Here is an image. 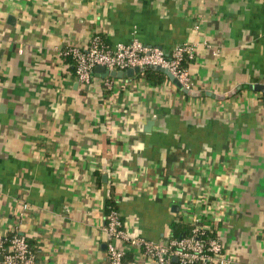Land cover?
<instances>
[{
    "label": "crops",
    "instance_id": "obj_1",
    "mask_svg": "<svg viewBox=\"0 0 264 264\" xmlns=\"http://www.w3.org/2000/svg\"><path fill=\"white\" fill-rule=\"evenodd\" d=\"M94 34L194 44L195 88L139 72L95 71L84 84L66 50ZM254 83H264V0H0V239L25 234L36 264H110L116 206L131 238L167 242L198 218L227 257L264 264ZM120 244L126 260L163 264Z\"/></svg>",
    "mask_w": 264,
    "mask_h": 264
},
{
    "label": "built area",
    "instance_id": "obj_2",
    "mask_svg": "<svg viewBox=\"0 0 264 264\" xmlns=\"http://www.w3.org/2000/svg\"><path fill=\"white\" fill-rule=\"evenodd\" d=\"M66 52L72 56L75 72L79 81L90 84L95 74V66L104 64L109 69L126 70L129 67H146L162 65L168 67L178 77L182 86L194 89L195 82L189 65L183 64L185 55L194 58L195 45L183 43L171 50L159 45L143 42L136 37L129 42H107L99 34H94L89 45L70 46ZM23 212L28 209V203L22 204ZM191 232L181 236H173L167 242H156L144 238H131L127 235L118 208H113L107 214L105 228L108 233V253L110 264H136L125 259V249L120 242L140 243L145 251L157 258L163 264L171 263L174 257L180 264L206 263L219 260L221 263L239 264L233 258L227 257L223 242L218 236L203 238L204 228L198 218L193 220ZM0 255L3 264H36V254L28 237L18 231L11 236L0 239Z\"/></svg>",
    "mask_w": 264,
    "mask_h": 264
},
{
    "label": "water",
    "instance_id": "obj_3",
    "mask_svg": "<svg viewBox=\"0 0 264 264\" xmlns=\"http://www.w3.org/2000/svg\"><path fill=\"white\" fill-rule=\"evenodd\" d=\"M150 67H154V68H158L160 70H163L164 72L167 73V75L179 86H182L181 81L178 79V77H176L172 71L166 67V66H162V65H156V66H150ZM143 70V68H141L140 66H134V67H129L126 70H116V69H109L108 67H106L104 64H97L95 66V71L100 73L103 77H107V76H114V77H132L135 75L136 72H141ZM251 87L258 89V90H262L264 93V83H254L251 85ZM187 89V88H186Z\"/></svg>",
    "mask_w": 264,
    "mask_h": 264
},
{
    "label": "trees",
    "instance_id": "obj_4",
    "mask_svg": "<svg viewBox=\"0 0 264 264\" xmlns=\"http://www.w3.org/2000/svg\"><path fill=\"white\" fill-rule=\"evenodd\" d=\"M105 41L109 42L107 39H105L104 37H102ZM192 59L189 58L188 55H185V58L183 60V64L185 65H189L190 61ZM140 75H143L147 80H150L154 83H159V82H162L164 81L165 79L169 78V76L167 75L166 72H164L163 70H160L158 68H154V67H146L144 70H142L141 72H139ZM111 204V203H110ZM113 208H117L116 206H111L109 211ZM108 211V213H109ZM192 228V226H191ZM191 228H188L186 233L185 234H188L191 232ZM203 238L206 240V239H209L211 237H214L215 236V230L211 227L209 228H204V233H203ZM178 236V235H176ZM174 259L171 260V264L174 263ZM178 264H180L178 262ZM195 264H204V263H201V262H198V263H195ZM205 264H208V263H205Z\"/></svg>",
    "mask_w": 264,
    "mask_h": 264
}]
</instances>
